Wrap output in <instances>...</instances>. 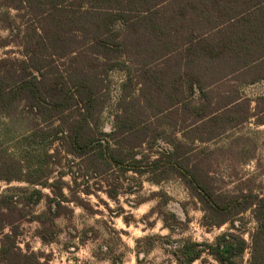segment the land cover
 Returning a JSON list of instances; mask_svg holds the SVG:
<instances>
[{
    "label": "trees",
    "instance_id": "trees-1",
    "mask_svg": "<svg viewBox=\"0 0 264 264\" xmlns=\"http://www.w3.org/2000/svg\"><path fill=\"white\" fill-rule=\"evenodd\" d=\"M0 25L10 32L2 45L22 47L21 58L0 59V182L26 184L0 194V264H49L21 246V222L32 214L51 242L47 226L65 216V203L86 208L81 193L98 191L116 200L129 173L134 192L144 178H179L201 203L204 227L229 225L213 243L181 240L178 264H243L250 247V264H264V194L220 189L212 151L197 145L253 118L264 125V93L241 92L264 80V0H0ZM116 72L126 79L114 99ZM71 182L76 199L65 191ZM248 212L257 223L251 246ZM163 216L171 231L182 223ZM159 238H146L144 253Z\"/></svg>",
    "mask_w": 264,
    "mask_h": 264
},
{
    "label": "rangeland",
    "instance_id": "rangeland-1",
    "mask_svg": "<svg viewBox=\"0 0 264 264\" xmlns=\"http://www.w3.org/2000/svg\"><path fill=\"white\" fill-rule=\"evenodd\" d=\"M12 14L16 15L17 11L13 10ZM9 34L10 32L0 25V59L21 58V46L2 45V39ZM112 79L113 98L117 99L126 76L122 72H116ZM223 88L224 85L220 86L216 93H225L226 89ZM241 92L254 99L264 93V81L244 87ZM255 105L253 102L252 110ZM255 119L235 129L230 126L228 133L222 138L208 143H197L198 148L206 147L212 151L208 163L212 166L216 185L223 191L238 193L241 190H254L264 194V125H257ZM112 121L113 117L106 112L107 130L111 129ZM127 177V193L121 194L116 200L109 198L105 192L98 191L91 196L81 193L86 208L74 201L65 203L68 207L65 216L56 220V226H47L49 232L55 235L51 242H45L41 238L40 231L43 226L37 219L32 220V214L28 215L21 222V246L39 253L42 255V261H49V264H112V261L119 257L123 259L124 264H178L173 250L180 245L181 240L213 243L220 234L227 231V224L212 229L203 226L202 205L179 178L171 177L160 184L144 178L143 189L134 192L138 190L137 180L134 179L133 173H129ZM65 180L69 182L71 178L66 177ZM78 182L83 183V179ZM96 183L98 178L91 179V186L95 187ZM70 185L74 191L66 189V194L70 199H76L75 191L79 188L74 182ZM9 186L26 184H7L1 181L0 194ZM106 187L105 185L104 189ZM83 188L84 186L81 189ZM44 191L49 193L47 189ZM162 192L169 197L167 203H163L165 198L161 195ZM46 208V202H42L31 210L37 215ZM162 211L163 215L170 217L174 214L182 223L171 231L165 226ZM245 216L247 230L244 237L251 246V234L255 231L257 223L251 212ZM51 235L48 234V237ZM153 235L160 238L148 253H144L149 245L146 238ZM138 240H141L139 244ZM250 260L251 247L244 254L242 263L250 264ZM194 264L202 262L198 260Z\"/></svg>",
    "mask_w": 264,
    "mask_h": 264
},
{
    "label": "crops",
    "instance_id": "crops-1",
    "mask_svg": "<svg viewBox=\"0 0 264 264\" xmlns=\"http://www.w3.org/2000/svg\"><path fill=\"white\" fill-rule=\"evenodd\" d=\"M264 81V80H263ZM263 81H260V82H263ZM260 82H257V83H260ZM257 83H255V84H257ZM250 85H253V84H250ZM250 85H246V86H244V87H247V86H250Z\"/></svg>",
    "mask_w": 264,
    "mask_h": 264
}]
</instances>
